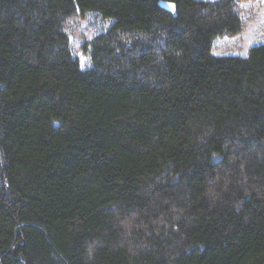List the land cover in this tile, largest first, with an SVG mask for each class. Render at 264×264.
<instances>
[{
    "label": "trees",
    "instance_id": "1",
    "mask_svg": "<svg viewBox=\"0 0 264 264\" xmlns=\"http://www.w3.org/2000/svg\"><path fill=\"white\" fill-rule=\"evenodd\" d=\"M239 1L0 0V264H264V42L212 52Z\"/></svg>",
    "mask_w": 264,
    "mask_h": 264
},
{
    "label": "rangeland",
    "instance_id": "2",
    "mask_svg": "<svg viewBox=\"0 0 264 264\" xmlns=\"http://www.w3.org/2000/svg\"><path fill=\"white\" fill-rule=\"evenodd\" d=\"M238 11L244 21V28L234 35L217 37L212 48L215 55L247 56L252 46L264 42V0H240ZM112 21V18L95 11L78 12L68 18L66 30L82 67L85 68L88 64V54L83 49V42L105 31Z\"/></svg>",
    "mask_w": 264,
    "mask_h": 264
},
{
    "label": "water",
    "instance_id": "3",
    "mask_svg": "<svg viewBox=\"0 0 264 264\" xmlns=\"http://www.w3.org/2000/svg\"><path fill=\"white\" fill-rule=\"evenodd\" d=\"M161 4H162V6L166 7L167 9H169L171 11L175 10V5L173 3L162 1Z\"/></svg>",
    "mask_w": 264,
    "mask_h": 264
}]
</instances>
